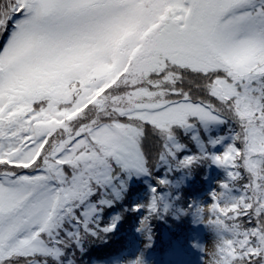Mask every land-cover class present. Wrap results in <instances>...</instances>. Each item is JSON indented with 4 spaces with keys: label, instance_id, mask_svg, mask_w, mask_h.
<instances>
[{
    "label": "snow or ice",
    "instance_id": "obj_1",
    "mask_svg": "<svg viewBox=\"0 0 264 264\" xmlns=\"http://www.w3.org/2000/svg\"><path fill=\"white\" fill-rule=\"evenodd\" d=\"M0 36V264H75L126 173L209 155L227 178L199 209L207 264H264V0H0ZM214 122L226 149L196 133L177 159V129Z\"/></svg>",
    "mask_w": 264,
    "mask_h": 264
},
{
    "label": "rangeland",
    "instance_id": "obj_2",
    "mask_svg": "<svg viewBox=\"0 0 264 264\" xmlns=\"http://www.w3.org/2000/svg\"><path fill=\"white\" fill-rule=\"evenodd\" d=\"M230 125L227 122H214L209 123L207 127L205 128L203 125H200L198 128H194L187 133L183 129H177V135L179 140L185 144V147L177 153V159H183L187 155H193L200 151V144H198L195 140L192 139V136L196 133H198L199 139L201 143L205 146V151L209 154L216 153L220 154L222 153L228 143H230V136L228 135V129ZM220 142L216 144H210L209 141L217 138H221ZM146 149L151 154H154L155 147H154V141L150 138L146 142ZM213 160L211 159V155L207 159L197 161L193 165L189 167L184 168H177L174 166L172 162L165 163L163 161L160 162L159 166H153L150 169L151 176L147 177V173H135L133 172L131 175L125 174L126 179V188L123 193V198L116 203H114L111 207H106L102 212H100L99 215V223L100 224H106L108 223L112 217L116 216L117 214H121V218L116 223V231L113 233L112 231L104 234L103 236L99 238H88L82 242V250H77L75 254V264H98L97 262H94V256H106V254L109 251H113L114 245L117 244L118 240H121V236L119 234V230L121 227H119L124 221L127 220L128 223H132L133 219L137 222V225L141 226L142 218L144 217V213L148 212L149 209L147 207L148 204L151 203L153 192L152 189L156 188L157 192L156 194L160 197L161 192L164 190V186L168 185L170 182V179H174L177 176H183L184 173H194V172H200L205 170V168H209L210 163H212ZM213 165L216 167V172L213 174L207 175L210 172V169L208 170L207 174L202 173L199 175V177H202L204 175L207 176V184L203 183V180L199 179V185L203 186L199 198H198V211L199 209H202L204 211H208L205 206L211 203L212 201V193L214 191H217L219 188V182L222 180H225L227 178V168L225 166L219 165L215 162H213ZM143 178V180H141ZM160 179H165L168 183L166 185H161L158 183ZM171 180V181H172ZM203 183V184H202ZM193 184V183H192ZM145 185L148 186L146 190ZM139 187V188H138ZM181 190V193H184V188H178ZM235 191V190H233ZM238 194V193H237ZM183 202H187L186 197H182ZM158 202V201H157ZM181 202V201H180ZM142 205V207L139 209V211H133V206L135 205ZM126 209V210H125ZM204 213H201L199 211V219L202 221V233L198 239V245L200 247V256L202 257V264H207V255L204 251V248L210 250L213 247L214 241L217 239V233L212 225H209L205 222H203L202 217L204 216ZM152 216V215H151ZM177 218L180 219V216L176 215ZM184 216V215H183ZM181 216V218L183 217ZM149 221L153 223V219L150 217ZM148 221V223H149ZM145 230V228H143ZM97 239L95 242L94 240ZM117 239V240H114ZM114 240V243L112 246H109L111 242ZM142 242H146V244L143 245V243H140L138 252H135L131 256H129V260L124 258V254H120L117 257H114L111 261L113 264H136L137 261H139V264H155L154 260H149V262H145L140 257V249H142L145 246L150 245L152 241V237L149 236V234H146L143 236ZM140 240V242H141ZM103 241V242H102ZM110 241V243H108ZM103 243V245H98L93 247L95 243ZM141 247V248H140ZM109 249V250H108ZM127 260V261H126ZM180 264H186L183 261H180ZM188 264H190L188 262Z\"/></svg>",
    "mask_w": 264,
    "mask_h": 264
},
{
    "label": "trees",
    "instance_id": "obj_3",
    "mask_svg": "<svg viewBox=\"0 0 264 264\" xmlns=\"http://www.w3.org/2000/svg\"><path fill=\"white\" fill-rule=\"evenodd\" d=\"M5 42L6 37L0 36V50H2V45ZM209 169L210 172L207 174ZM216 170L212 162L209 168L206 167L203 171L184 173L183 176L179 175L173 180L170 179V183L164 186V190L160 194V199L157 202V211L151 216L153 223H156L155 226L149 221L147 227L143 230L141 226L137 225L135 219H133L132 223H128L127 220L124 221L119 226L121 227L119 230L121 240H118L117 244L113 246V251H109L106 256H94V262L98 264H113L111 261L114 257L124 253L131 254L133 250L138 248L141 238L149 234L152 237V241L148 247L149 251L155 253V257L161 258L162 263H164L171 252H176L180 247L186 246L185 243L190 241L192 234L195 231L197 233L196 207L199 204L198 198L200 192L204 188L199 185V179L201 178L204 184L208 183L206 175L202 177H199V175L202 173L210 175L216 172ZM148 176H151V172L147 173ZM147 188L148 186L145 185V189L143 190ZM178 188H184V193L180 194L181 190ZM181 195L187 198V202H183ZM148 213L149 211L145 212L143 216L148 215ZM176 215L180 216V219ZM181 216L183 217L181 218ZM115 231L116 228L112 230L113 233ZM114 240L109 246L113 245ZM102 242L100 244L95 243L93 247L103 245Z\"/></svg>",
    "mask_w": 264,
    "mask_h": 264
},
{
    "label": "clouds",
    "instance_id": "obj_4",
    "mask_svg": "<svg viewBox=\"0 0 264 264\" xmlns=\"http://www.w3.org/2000/svg\"><path fill=\"white\" fill-rule=\"evenodd\" d=\"M97 50V46H93L92 49L90 51H88L87 53H85V56H91L95 51Z\"/></svg>",
    "mask_w": 264,
    "mask_h": 264
}]
</instances>
